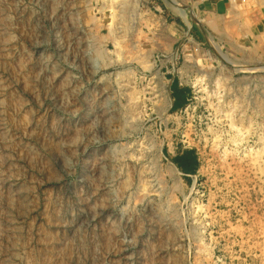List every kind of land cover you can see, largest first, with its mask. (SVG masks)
<instances>
[{"label": "rangeland", "instance_id": "374dc122", "mask_svg": "<svg viewBox=\"0 0 264 264\" xmlns=\"http://www.w3.org/2000/svg\"><path fill=\"white\" fill-rule=\"evenodd\" d=\"M250 67L264 0H0V264H264Z\"/></svg>", "mask_w": 264, "mask_h": 264}, {"label": "crops", "instance_id": "0c3cea01", "mask_svg": "<svg viewBox=\"0 0 264 264\" xmlns=\"http://www.w3.org/2000/svg\"><path fill=\"white\" fill-rule=\"evenodd\" d=\"M190 147H183L180 151L176 154L172 155V159L175 165L185 174V175H192L196 173L198 170V158L196 157L197 152L191 150ZM190 154L194 158L193 164H188L185 162L184 157L185 155Z\"/></svg>", "mask_w": 264, "mask_h": 264}, {"label": "trees", "instance_id": "16d2710c", "mask_svg": "<svg viewBox=\"0 0 264 264\" xmlns=\"http://www.w3.org/2000/svg\"><path fill=\"white\" fill-rule=\"evenodd\" d=\"M186 91H187L186 89L185 90H179L175 86L174 97L176 99V103H175L174 108L183 107L185 105V102H186ZM191 150L196 152L194 149H191ZM184 160L188 164H193L194 163V158L190 154L185 155Z\"/></svg>", "mask_w": 264, "mask_h": 264}, {"label": "bare ground", "instance_id": "6f19581e", "mask_svg": "<svg viewBox=\"0 0 264 264\" xmlns=\"http://www.w3.org/2000/svg\"><path fill=\"white\" fill-rule=\"evenodd\" d=\"M185 18H187L186 17V15H185ZM188 20V19H187ZM189 21V20H188ZM256 68H258V67H250V69H256ZM258 69H264L263 67H260V68H258ZM163 90V89H162ZM161 90V91H162ZM162 94L164 95V100H165V102L164 103H166V106H168L169 105V100H168V98H167V95L164 93V92H162ZM162 94H160V95H162ZM164 105V104H163ZM165 106V105H164ZM168 169H169V171H170V173L172 174V175H175V174H177V173H179V169L177 168V166L175 165V164H173V163H171V164H169L168 165Z\"/></svg>", "mask_w": 264, "mask_h": 264}, {"label": "water", "instance_id": "95a60500", "mask_svg": "<svg viewBox=\"0 0 264 264\" xmlns=\"http://www.w3.org/2000/svg\"><path fill=\"white\" fill-rule=\"evenodd\" d=\"M178 168V167H177ZM179 169V168H178Z\"/></svg>", "mask_w": 264, "mask_h": 264}, {"label": "built area", "instance_id": "2783aa9c", "mask_svg": "<svg viewBox=\"0 0 264 264\" xmlns=\"http://www.w3.org/2000/svg\"><path fill=\"white\" fill-rule=\"evenodd\" d=\"M193 149V148H192Z\"/></svg>", "mask_w": 264, "mask_h": 264}]
</instances>
